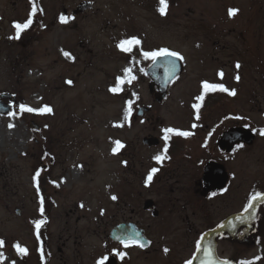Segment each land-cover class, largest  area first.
<instances>
[{"label":"flooded vegetation","instance_id":"af4514ba","mask_svg":"<svg viewBox=\"0 0 264 264\" xmlns=\"http://www.w3.org/2000/svg\"><path fill=\"white\" fill-rule=\"evenodd\" d=\"M185 1L168 0L167 14L161 16L157 11L159 0H36L43 13L38 11L33 17L32 26L16 40L9 39L15 35L13 23H24L32 5L29 0H1L0 58L8 61L5 70L10 75L38 74L39 70L32 68L28 63L35 54L37 44L43 46L44 50L49 48L50 52L46 51V54L56 53L69 62L70 59L66 58L63 52H68L75 58V48L84 49L93 57L94 49L90 43L94 42V38L88 32L91 27L96 28L93 32L95 33L98 28L104 30L107 25L118 31L115 52L119 55L121 51L116 45L133 37L138 38L141 44L135 47L131 54L123 53L126 57L144 61L140 55L141 50L155 51L162 48L180 53L178 49L169 46V39L160 30L165 28L164 19L170 9H183ZM247 6L248 16L239 21L236 19L242 12L240 6L234 2L225 6L227 20L231 23L236 21V27L232 24L226 29L219 27V32L223 39H228L227 36L231 35V40L240 47L233 48L229 42L223 45L221 40H213V46L218 47L220 52L228 51L230 57H226L223 62L219 55L213 53V67H201L196 70L197 91L188 105L189 113L185 119L163 127L156 118V123L150 125L153 135L147 133L137 137L133 145L123 143L125 147L117 154H113L112 148L111 154L117 159L113 169L99 170L97 181L91 178L81 187L78 195L65 196L62 205L54 196L44 193L43 184L54 186L56 182L66 183L68 177L60 175L57 179H52L49 176L56 166L53 156L49 157L47 163L37 166L34 172H40V193L35 199V212L26 219L20 209H15L14 215L19 218L18 227L7 229V232L0 234V239L6 242L0 251L7 257L9 264L12 261L16 264H96L97 260L105 255L109 256L107 264H185L189 259L192 264H201L204 254L203 251H196L198 241L202 248L211 245L214 256L219 260H228L231 264H240L242 260H255L256 264H264V201H256L248 212L244 211L253 194L264 193V175L257 176L244 188L238 210L219 216L213 212V200L227 197L226 194L233 187L235 175L228 166L233 153L250 148L255 139L264 140V137L259 135V130L264 129V112L261 113V123H253L248 117L247 121H242L245 118L240 115L238 117L241 119H234L231 112L224 109L221 113L219 109L236 96L219 91L204 93L202 87L204 82H208L223 84L231 90L234 89V84L241 83L245 73L250 74L253 77V93L247 95L246 101L252 107H260V102L264 99L258 91L264 89V56L260 53L263 50L261 47L264 48V16L255 19L250 15L251 9L261 12L264 1L247 0ZM133 7L146 12L149 21L155 23L156 27L150 25L149 32L140 28V31H125V34L121 35L122 12ZM233 8L239 11L230 19L228 10ZM61 14L72 19L62 24L59 21ZM152 30H156L155 36ZM147 61L149 63L140 68V71L143 69L149 100L145 105L141 103L138 106L142 98L135 92V99L132 101L134 110L130 116L132 124L139 121L151 122L154 106L162 105L171 88L180 81L182 75L188 74L182 60L181 74L172 80L165 98L159 101L158 86L146 74L152 61ZM237 62L241 65L239 70L235 67ZM221 71L224 73L223 78L218 75ZM205 72H209L210 77L201 76ZM237 74L241 77L239 82L235 80ZM228 80L231 82L229 85ZM223 82H226L227 86ZM2 94H8L0 98V102L7 107H4L7 114L18 109L20 104H25L13 93L1 91L0 95ZM202 94L204 100L199 101L197 98ZM222 96L229 97V100L221 102ZM197 103H201L199 119H196L197 113L193 107ZM216 113L223 116L214 117ZM167 128L192 132L193 135L187 138L170 135L166 153L169 159L161 165L155 162L154 157L164 151L163 130ZM231 130H248V136L253 135L252 144L242 140V135L239 136L241 140L231 144L229 141L225 142L223 137ZM46 156L41 160L46 159ZM124 161L127 162L126 166ZM76 167L78 174L74 176V180L83 181L88 170L84 169L83 173V164L77 163ZM153 168H158L159 171L154 175L151 184L145 186L146 177ZM96 182L98 184L94 195L89 189ZM6 187L7 185L3 184V188ZM155 188H159V192H155ZM53 190L58 192L57 189ZM113 195L118 197L116 201L111 199ZM40 196L44 198L43 216L40 214ZM241 215L243 216L240 219L227 223L230 218ZM41 219L46 220V223L41 226L38 240L34 222ZM220 228L222 229L217 232ZM215 232L217 233L213 236ZM136 234H139L138 239L145 247L132 245L124 248L116 239L118 235L136 237ZM15 243L28 249L29 254L23 259L13 248ZM41 247L44 252L43 261L39 251ZM164 248L169 249L167 254L163 251ZM113 249L126 255L120 259L113 255Z\"/></svg>","mask_w":264,"mask_h":264},{"label":"rangeland","instance_id":"374dc122","mask_svg":"<svg viewBox=\"0 0 264 264\" xmlns=\"http://www.w3.org/2000/svg\"><path fill=\"white\" fill-rule=\"evenodd\" d=\"M231 2L242 9L236 21L248 16L247 0H186L183 9H170L164 19L165 28L160 32L165 33L164 36L169 39V46L178 49L183 56L188 74L182 75L180 81L171 88L162 105L154 106L152 121L148 123L139 121L132 124L130 117L127 120L124 117L128 102H131L132 112L134 110L132 101L135 99V92L142 98L138 106L141 103L145 105L149 100L145 77L143 71H140L149 61L144 60L143 64V60L126 57L123 52L117 54L115 38L118 31L109 25L104 30L98 28L95 33L96 28H90L88 33L94 38V42L90 43L94 49L93 57L84 49L75 48V58L69 62L56 53L46 54V51L50 52L49 48L44 50L43 46L37 44L35 54L28 63L39 70L38 74L10 75L5 70L8 61L0 58V92L13 93L18 100L22 99L25 105L32 108L47 105L53 109L51 114L44 115H0V234L18 227L19 218L14 215L15 209H20L26 219L35 212L38 194L33 184L34 170L47 163L49 157L53 156L56 163L49 176L57 179L62 175L68 179L66 183L56 182L54 186L43 184V190L62 205L65 196L78 195L81 187L91 178L97 181L99 170L113 169L112 166L117 164V159L111 154L115 141L121 140L124 144L133 145L137 137L147 133L153 135L150 125L156 123V118L163 127L185 119L189 113L188 105L197 91L196 70L213 67V53L219 55L223 62L226 57H230L228 51L220 52L218 47H214L213 40L219 39L223 45L229 42L233 48L240 47L231 40V35L227 36L228 39H223L219 32V27L226 29L231 24L236 27V21L231 23L226 16L225 6ZM250 16L255 19L264 16V6L259 13L251 9ZM122 17L121 35L125 31H140V28L149 32L150 25L156 27L155 23L149 21L146 12L134 7L123 11ZM152 33L155 36L157 32L152 30ZM261 49L260 53L264 56V48ZM126 68H131L132 74L136 76L131 83L125 77ZM209 74L205 72L201 76L208 78ZM243 78L241 83L234 84L237 91L234 99L221 97V102H229L223 104L219 112L222 113L225 109L233 114L234 119L240 115L245 118L242 121H247L248 117L253 123H261L264 99H260L259 108L250 106L246 97L253 93V77L245 73ZM118 79L125 80V83L119 85L121 90L117 93L110 92V88L117 86ZM69 80L73 81L72 85L66 83ZM227 82L228 85L231 84L229 80ZM223 83L226 85V82ZM258 91L264 96V89ZM14 111L19 113L18 109ZM221 113H216L214 117L220 118L223 116ZM9 124H14L15 127L9 129ZM116 124L123 126L115 127ZM45 155L46 159L41 160ZM229 161L228 166L234 172L235 181L226 194L227 197L213 200V212L218 216L238 210L244 188L257 176L264 175V140L255 139L250 148L235 151ZM77 163L83 164V173L84 169L88 170L83 181L74 180V176L78 174ZM3 184L7 187L3 188ZM97 184L94 183L89 189L94 195ZM154 191L159 192V188ZM3 264H9L7 257Z\"/></svg>","mask_w":264,"mask_h":264},{"label":"snow or ice","instance_id":"6c2138e0","mask_svg":"<svg viewBox=\"0 0 264 264\" xmlns=\"http://www.w3.org/2000/svg\"><path fill=\"white\" fill-rule=\"evenodd\" d=\"M29 2L32 5V7H31V11L29 13L28 19L24 23H20V22H14L13 23V28L15 29V35L10 36L9 39L19 40L21 37V34L23 32H25L26 30H28L32 26L33 17H35L37 15V12L39 11L40 13H43V9L38 8V6L36 4V0H29ZM168 6H169L168 0H159V7H158L157 11L159 12V14L161 16H165L167 14ZM238 11H239L238 9H234V8L229 9L228 10L229 18L230 19L234 18L238 14ZM69 19H72V18L67 17L63 14H61V16L59 17V21L62 24L67 23L69 21ZM140 44H141V41L138 38L133 37V38H128V39H124V40L120 41L116 46L121 52L131 54L133 52V49L135 47H138ZM63 55L70 60H74V57H72L71 54L68 52H63ZM140 55L142 56V58L144 60H151L154 64L157 62L158 59L172 58L173 62L170 63V65L166 66V68H165L166 74L174 71V69H175L174 61L175 60H183L184 59L180 53L175 52V51H171L167 48H162V49H158L155 51H143V50H141ZM235 67L237 70H239L241 65L237 62ZM141 71H143V69ZM124 74H125V77L127 78L128 83H131L132 81H134L136 79V76L132 74L131 68H126L124 70ZM218 75L221 78H223L224 77L223 71H221ZM240 79H241L240 75L237 74L235 76V80L237 82H239ZM66 83L69 85H72L73 81L69 80V81H66ZM123 83H125L124 79H118L117 86L110 88L109 91L112 93L119 92L121 90L119 85H121ZM202 87H203L204 93L219 91V92L227 93L229 96H233V97L237 95V91L235 89L230 90L227 87H225L223 84H211L208 82H204ZM197 99L199 101H203L204 95L202 94ZM12 107H15V105H12ZM193 107L195 108L196 113H197L196 119H199V111L201 108V103H197ZM18 110H19V114L33 113V114H37V115H44V114H51L53 112V109L47 105H45L41 108H32V107L27 106L25 104H20L18 106ZM131 114H132V105H131V102H128L127 109H126V115H125L124 119L127 120L131 116ZM8 115L11 117H16L18 115V113L15 111H10L8 113ZM236 119H241V117H236ZM114 126L115 127H122L123 125L122 124H116ZM8 127H9V129H12L15 127V125L9 124ZM193 127H196V125H193ZM163 132H164L163 138L165 140L164 151L162 154L154 157L155 162L157 164H161V165H162L163 161H165L166 159H169V157L166 155V153H167V149H168V140L170 138V135L174 134V135L184 137V138H187V137L193 135L192 132L177 131V130H174L172 128L164 129ZM259 135L264 137V129L259 130ZM114 144H115V146L112 149L113 154H117L122 148L125 147V145L120 141H115ZM240 147H243V145H240ZM123 163L125 164V166L127 165L126 161H124ZM158 171H159L158 168L151 169L150 173L146 177L145 186H149L151 184V182L153 181L154 175ZM39 176H40L39 171H37L35 173V175L33 176L34 186L37 189L38 195L40 193L39 181H38ZM111 199L113 201H116L118 199V197L113 195V196H111ZM256 201H264V193L253 194L250 197V200H249L247 206L245 207L244 211L248 212V210L254 206V202H256ZM39 203H40V214H41V216H43V214H44V198L42 196L39 197ZM81 207H83V204H81ZM103 214H104L103 210H101V215H103ZM241 222H243V220H241ZM45 223H46V220H43V219L37 220L34 222V227H35L36 236H37L38 240L40 238L41 226L44 225ZM221 227H223V225H221ZM138 236H139V234H136V237H124V236L118 235V236H116V239L120 242V244H122L124 246V248H128L132 245H136V246H139L141 248L145 247V245L143 243H141V241L138 239ZM201 239H203V237ZM5 244H6V242L3 239H0V249H3L5 247ZM13 248L15 249V251L20 256L21 259H23L25 256H27L29 254L28 249L26 247H22L19 243H15L13 245ZM39 251L41 254V259L43 261V259H44L43 248L41 247V249ZM163 251L165 252V254H167L169 249L164 248ZM196 251L197 252L203 251L204 259L201 261V264H231V262L228 260H219L218 258H216L214 256V252H213V249L211 248V245H209L208 247L202 248L201 243L198 241L196 244ZM113 255L120 257V259H123L126 254L124 252H119V251L113 249ZM5 259H6V257L4 255V253L2 251H0V264H3ZM108 261H109V256L105 255V256H102L100 259H98L96 264H107ZM11 264H16V262L12 261ZM185 264H192V260L189 259V260L185 261ZM240 264H256V261L255 260H252V261L242 260V261H240Z\"/></svg>","mask_w":264,"mask_h":264},{"label":"water","instance_id":"95a60500","mask_svg":"<svg viewBox=\"0 0 264 264\" xmlns=\"http://www.w3.org/2000/svg\"><path fill=\"white\" fill-rule=\"evenodd\" d=\"M172 58H166V59H158L157 62L154 64L152 63L147 71L146 74L152 78L155 81V84L158 86V93H159V97L158 100L161 101L162 99L165 98L166 94H167V90H168V86L169 84L172 82V80L174 78H176L182 71V64L180 60H175V69L173 72L171 73H167L165 71L166 66L170 65V63H172ZM7 96L6 94L0 95V98ZM3 104L0 103V114H6L7 113V107H5ZM248 130H231L229 131L227 134H225V136L223 137L224 141L227 142L229 141V144H231V142H236L238 141L240 138L242 140H246L247 142H249V144H251L252 140H253V136L250 134V136H248L247 132ZM243 136L240 137L239 136ZM240 139V140H241ZM242 216H235L232 217L228 220L229 222H232L234 220H237L239 218H241Z\"/></svg>","mask_w":264,"mask_h":264}]
</instances>
